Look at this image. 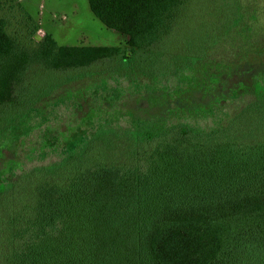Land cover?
<instances>
[{"label": "trees", "instance_id": "16d2710c", "mask_svg": "<svg viewBox=\"0 0 264 264\" xmlns=\"http://www.w3.org/2000/svg\"><path fill=\"white\" fill-rule=\"evenodd\" d=\"M191 1L88 0L125 47L46 33L31 49L0 18V264H264V37L238 0L217 41L209 27L172 51ZM161 52L181 58L159 69ZM36 69L50 77L30 81ZM72 71L101 82L57 95L68 79L54 74ZM49 96L88 109L62 144L43 140L37 154L58 160L26 169Z\"/></svg>", "mask_w": 264, "mask_h": 264}, {"label": "rangeland", "instance_id": "374dc122", "mask_svg": "<svg viewBox=\"0 0 264 264\" xmlns=\"http://www.w3.org/2000/svg\"><path fill=\"white\" fill-rule=\"evenodd\" d=\"M241 1H243L242 12L239 16L244 17L243 23L247 25L248 21L251 22L250 25L259 30L264 37V0ZM238 6V0H192L188 5L183 20H181V29H184L180 33L175 34V41L170 45L169 49L172 47L171 49L174 51L178 41V44H181L179 46H196L201 40L200 33L209 27H217L219 33L214 34V39L217 41V35L222 34V30L226 29L225 24H228V26L229 24H234ZM222 15L223 17L226 15L223 21ZM228 17L230 18L226 23ZM0 18H5L8 22L7 32L17 38L22 46L31 49L37 45L38 41L46 33L51 34L59 45L125 47L127 42V37L124 34L107 28L93 14L88 0H6L4 7L0 10ZM219 38L221 39L222 37L219 36ZM214 39L211 38L209 42H213ZM250 47L256 48L254 43L252 45L249 44ZM159 57H163L165 59L163 63H167L171 68H173L176 60L181 58L178 55H174V52L170 55L161 52L155 58L159 69L162 64L161 60L158 59ZM108 65L114 66L112 61ZM97 68L99 71L100 67ZM105 68L107 67L101 66V69ZM88 73L86 72V74ZM48 74L51 73L44 69H36L31 73L33 79L30 81L44 83L50 77ZM61 74H54V78L67 77L68 80L59 92L56 90L57 95L68 96L70 94L68 91L74 92L71 88H74L76 95L83 93L89 95L96 88V83L101 82H88L85 85L84 83L90 80L92 75L81 74L79 71ZM120 80L121 82L118 84L121 87L128 85L125 80ZM81 84L84 87H79ZM107 85L110 88L115 87L116 81L108 78ZM50 94L52 95V92ZM55 102L54 96H49L48 98H42L38 103L45 118L43 120L42 116L33 117L32 121L35 124V129L33 134L27 139L28 145L24 147V150H21L22 161L26 169L58 160L61 152L57 148L48 150V154L44 158L37 154L42 147L43 140L48 142L49 145L63 142L74 126L81 123V119L88 109V102L84 100L81 101L82 109L68 106L69 101L65 102V104ZM77 132H80V130H76V134L71 138L72 141L69 144L77 145L80 143V135H83V133ZM34 136H37V138H34ZM30 147H35L36 152L29 155Z\"/></svg>", "mask_w": 264, "mask_h": 264}]
</instances>
